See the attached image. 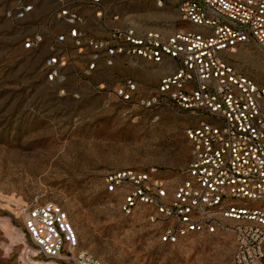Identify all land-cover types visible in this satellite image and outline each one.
Listing matches in <instances>:
<instances>
[{"label": "rangeland", "instance_id": "374dc122", "mask_svg": "<svg viewBox=\"0 0 264 264\" xmlns=\"http://www.w3.org/2000/svg\"><path fill=\"white\" fill-rule=\"evenodd\" d=\"M27 1L33 12L12 19L6 11L15 0H0V264L28 263L33 247L17 210L34 197L61 205L79 248L102 264H232L230 232L192 233L176 244L161 243L149 208L124 214L120 195L105 189L106 173L120 168H155L172 184L184 177L190 156L186 129L200 117L138 104L171 68L121 54L112 64L99 59L89 71L88 48L70 39L53 43L54 35L67 31L71 16L82 33L98 39L128 30L169 34L189 26L179 0ZM35 32L43 36L40 47L24 49L23 39ZM50 47L64 61L54 80L46 78ZM228 59L264 87V54L254 43L239 45ZM128 80L138 92L123 100L116 89ZM249 204L264 207V199Z\"/></svg>", "mask_w": 264, "mask_h": 264}, {"label": "built area", "instance_id": "2783aa9c", "mask_svg": "<svg viewBox=\"0 0 264 264\" xmlns=\"http://www.w3.org/2000/svg\"><path fill=\"white\" fill-rule=\"evenodd\" d=\"M178 9L189 26L169 34L128 30L98 39L82 33L71 16L67 31L54 35L53 43L70 39L79 49L88 48L89 71L99 59L112 64L121 54L171 68L138 104L200 117L186 129L190 156L184 177L172 184L155 168H120L106 173L105 189L120 195L124 214L141 205L149 208L161 243L227 231L234 241L232 264H264V207L249 204L264 199V87L228 59V53L247 43L264 54V0H179ZM33 10L32 2L15 0L6 16L22 19ZM61 14L69 12L63 9ZM42 41L35 32L23 39L22 47L37 50ZM50 49L46 78L54 80L64 61L55 47ZM136 92L132 80L116 89L123 100ZM17 211L33 247L27 264H102L79 248L78 235L58 203L34 197Z\"/></svg>", "mask_w": 264, "mask_h": 264}]
</instances>
